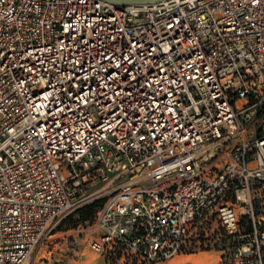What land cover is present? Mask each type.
Returning a JSON list of instances; mask_svg holds the SVG:
<instances>
[{"label": "built area", "instance_id": "1", "mask_svg": "<svg viewBox=\"0 0 264 264\" xmlns=\"http://www.w3.org/2000/svg\"><path fill=\"white\" fill-rule=\"evenodd\" d=\"M211 224L264 264V0H0V264H166Z\"/></svg>", "mask_w": 264, "mask_h": 264}, {"label": "rangeland", "instance_id": "2", "mask_svg": "<svg viewBox=\"0 0 264 264\" xmlns=\"http://www.w3.org/2000/svg\"><path fill=\"white\" fill-rule=\"evenodd\" d=\"M192 250L189 253L199 251L217 250L222 251L229 247V240L226 239L223 230L217 224L208 226L207 232L204 228L198 230V237L191 241ZM136 259L124 257L123 251L119 248L103 257L90 250L82 238L75 241L61 243L53 249L50 259L39 257L35 264H133ZM223 258L221 264H229V258ZM137 264H140L137 262Z\"/></svg>", "mask_w": 264, "mask_h": 264}, {"label": "crops", "instance_id": "3", "mask_svg": "<svg viewBox=\"0 0 264 264\" xmlns=\"http://www.w3.org/2000/svg\"><path fill=\"white\" fill-rule=\"evenodd\" d=\"M53 255V254H52ZM51 256L36 257L33 264L36 263V260L41 257L45 259H50ZM223 262V253L217 250H207V251H199L195 253H182L176 256L171 261L166 264H221Z\"/></svg>", "mask_w": 264, "mask_h": 264}, {"label": "water", "instance_id": "4", "mask_svg": "<svg viewBox=\"0 0 264 264\" xmlns=\"http://www.w3.org/2000/svg\"><path fill=\"white\" fill-rule=\"evenodd\" d=\"M118 6H155L174 0H105Z\"/></svg>", "mask_w": 264, "mask_h": 264}, {"label": "trees", "instance_id": "5", "mask_svg": "<svg viewBox=\"0 0 264 264\" xmlns=\"http://www.w3.org/2000/svg\"><path fill=\"white\" fill-rule=\"evenodd\" d=\"M133 264H137V261L135 260V262Z\"/></svg>", "mask_w": 264, "mask_h": 264}]
</instances>
